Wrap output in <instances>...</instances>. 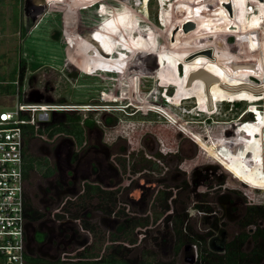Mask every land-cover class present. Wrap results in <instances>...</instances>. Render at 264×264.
Returning <instances> with one entry per match:
<instances>
[{"label": "rangeland", "instance_id": "1", "mask_svg": "<svg viewBox=\"0 0 264 264\" xmlns=\"http://www.w3.org/2000/svg\"><path fill=\"white\" fill-rule=\"evenodd\" d=\"M89 1L90 7L87 6ZM96 1L29 0L28 10L39 14L28 16V21L23 23L21 0H0V111L14 109L18 97L28 103L65 105L78 110L63 108L52 114L49 122L61 120L64 112H74L79 119H68L64 123L71 128L77 124V129L83 131L78 140L64 132L52 133V127H38L29 151L40 157L47 155L55 173L44 178L33 171L25 192L33 195V202L39 209H44L43 188L48 181L61 188L64 184L69 187L68 194L62 195L63 204L58 208L61 210L55 213H62L68 220V234L77 226L80 239L89 238V243L84 247L67 246L68 252L86 247L105 256L110 244H120L129 259L138 260L142 250H149L155 252L145 258L151 264L181 262L188 245L174 253L173 216L186 214L185 224L205 236L200 243L207 247L210 241H215L219 246L239 232L238 221L246 206L264 205V190H249L246 185L230 179L222 166L204 156L205 152L190 135L181 132L170 138L160 137L159 128H167L168 124L155 114L143 112L141 107L151 106L145 100L139 96L136 100L121 98V92L125 86L132 89L133 84L127 77L134 74L141 81L140 88L135 90L144 91L143 95L148 93V103H157L154 98L160 96L156 95L159 81L153 74L157 67L155 48L171 45L174 49L171 48L166 57L178 61L186 59L187 65L210 70V74L218 78L213 84L215 89L219 90L221 84L261 88L258 92L248 87L230 89L234 95L221 105L217 116L200 114L195 117L189 113L190 107L176 106V114L183 116L179 118L189 121V126L184 124L187 130L216 150L207 143L208 136L219 141L221 131L222 140L233 136L235 130L242 134L248 124L241 120L252 122L262 118L258 125L262 123L264 127V4L262 0H168L166 6V0H101L104 4L95 7ZM204 5H210L211 13L209 21L202 26L199 14ZM165 7L174 9L177 16L192 19L193 27L172 20L169 29L179 30L180 34L164 31L161 25ZM91 31L94 32L90 34ZM119 32L122 33L115 43ZM75 35L80 37L75 42L78 43L71 61L68 38ZM108 36L114 38L113 43ZM128 37L132 44V41L138 44L128 45ZM99 44L104 49L112 46V52L102 53ZM176 46L186 50L181 53ZM136 49L143 52L138 63L143 65L144 72L136 71L135 74ZM89 52L94 53L97 60L111 58L119 64L96 65L84 71ZM21 59L25 60L26 67L19 90L17 78ZM228 63H234L236 68L230 69ZM254 66L258 67V73H252ZM222 68L226 71L219 78ZM182 72L180 82L187 70ZM141 74L148 79L150 85L145 84L148 89L142 84ZM164 77L166 81L162 85L166 87L163 90L173 96L168 75ZM192 84L198 86L200 83L194 79L186 87L188 91L192 90ZM6 88L13 89L14 94H6ZM108 117L112 119L110 122ZM85 119L91 120L92 126H86ZM180 119L176 121L183 122ZM199 121H207L206 125L210 126L205 134L204 128L197 126ZM127 127L135 130L132 136L124 134ZM238 145L234 151L232 147V150L224 148L218 152L225 158L231 152L241 160L255 151L247 142ZM74 152L78 155L75 161L70 158L72 154L69 155ZM241 172L255 180L246 171ZM87 185L98 186L100 190L94 195L85 191ZM47 214L49 218V211ZM48 221L46 218L43 224ZM85 222L93 225L94 231L83 229ZM254 228L249 225L246 230L251 232ZM38 236L41 239L42 235ZM250 246L249 241L244 249Z\"/></svg>", "mask_w": 264, "mask_h": 264}, {"label": "trees", "instance_id": "2", "mask_svg": "<svg viewBox=\"0 0 264 264\" xmlns=\"http://www.w3.org/2000/svg\"><path fill=\"white\" fill-rule=\"evenodd\" d=\"M167 2H168V0H167ZM87 4H88L87 6L90 7L89 6L90 1L87 2ZM103 4L104 3L101 0H97L95 3V7H96V5H97V7H99L100 5H103ZM56 10L61 11L60 9H57V7H56ZM163 10H164L163 12H164L165 23L161 26L164 29V31L171 33V34L172 33L176 34L177 36H178L177 33L180 34L179 30L169 29L168 25L171 24L172 20H177L180 23L182 22L186 26L190 25V24L192 25L191 21L186 22V21H180L179 19H176L173 16L174 11L172 9L164 8ZM37 14H39V13H37ZM22 27H23L22 32L24 33L25 28H24V26H22ZM175 31H176V33H175ZM93 32L91 31L90 34ZM120 35H121V32H119L115 36V39H116V41H114L115 43H118V38ZM66 36L68 37V34H66ZM79 37L80 36L75 35L74 38H72V39L68 38L69 44H70L68 47V51H69V49H71L69 59L71 61H72V58L74 57V51H75L76 45L78 43V42L77 43H75V42L77 41V39ZM126 41H127L128 45L132 44L130 42V39L129 40L127 39ZM176 47L179 48L180 46H176ZM171 48L174 49V47H172L171 45H168V46H164V45L160 46L159 45V46H156V48H155V57L157 59V67L155 68V73H153V74H155L156 80L159 81V85H158L159 88L157 87L158 91H157V93L156 92L155 93H156V95L160 96V98H158V99H157V97L154 98L157 101V103H155V101H154V103H152V102L148 103L149 100L146 99L148 96V93L143 95L144 91L141 92L140 98L145 100L147 105H152V106L159 107V108H161V107L165 108L167 110V112L170 113L171 116H173L175 119L177 118L178 120L180 119L179 117H183V116L176 114V112H175L176 106H185V107L188 106V107H190L189 113H191L192 116H195V117H198L200 114L201 115H210V116H212V114H214L215 116H217V114H219V110L222 108L221 105L233 97V95H234L233 92H229L231 90L224 88V87H219V90H218V88L215 89V86H213V84H214V81H213L212 83H210V85L208 87V91L210 94L209 100H211V104H209V108H208V106L206 104V102H207L206 100H208V98L206 97L205 86H204V83L201 79H195L200 84L198 86H194L193 85L194 83H193L192 84L193 88L191 91H188L189 87L186 88L187 87L186 81L188 79L189 74L193 73L195 71H198L199 69H201V67H199L198 65H191V66L187 65L186 62H188V61L186 59L184 61H182V60L178 61L176 59L167 58L166 56H167V54ZM179 49H177V50H179V52L181 51V53L186 50L185 47H182V48L180 47ZM173 52L175 53V51H173ZM142 53L137 52V54H136L135 59H137V62H136L135 67H133V73H135L136 71H143L144 72V70L142 68L143 65H140L138 63V58L140 57V55H142ZM175 58H177V56ZM111 63L112 64H115V63L119 64V62L113 61V59H111V58L97 60L96 56L95 57L88 56L85 64L83 65L82 70L90 71L91 68H93L96 65L103 66V65L111 64ZM25 67H26L25 60L21 59L19 62V65H18V78H17V80L19 82L18 83L19 90L21 88L20 86H21V83H22L23 78H24ZM222 69L223 70H221V71L219 70V72H218L219 78L226 71L225 68H222ZM183 70L184 71L187 70V74H186V76H183L184 77L183 79H185V80L182 79V81L180 82L179 81L180 76H182V74L184 73V72H182ZM205 71L208 73L211 72L210 70H205ZM130 74L132 75V72ZM153 74H151L150 76H152ZM164 74L168 75L167 80L170 81V85H172V88L174 91L173 96H170L166 91L163 90V88L166 87V86L162 85V83L164 81H166ZM139 76L143 80V83H142L143 86L145 84L150 85L147 83L148 79L142 77V76H144L143 74H141ZM127 78L130 79V81L133 84L132 89L138 88V87L140 88L141 81H140V79L139 80L137 79L139 77H136L133 74V76H128ZM192 82H194V80ZM134 83H135V86H134ZM146 85H145V88L148 89L146 87ZM226 86L227 87H233V85H230V84H226ZM132 89H128V87L125 86L122 89V91H127V90H132ZM4 92L6 94H10V93L14 94L13 89L10 90V88H6ZM153 94H154V92H152L150 95L153 96ZM154 97H155V95H154ZM149 98H152V97H148V99ZM193 98H195V100H197V101L193 102V100H194ZM160 99L162 101L161 105L158 104V103H161ZM155 107L154 108L151 107V109L162 112V110H160V109L158 110ZM202 108H203V110H202ZM211 108H212V110H211ZM142 110H143V112L148 111L152 114H155L159 119L163 120V123L168 124L167 128H164V127L159 128V135L163 139L165 137L170 138V136L172 134L177 135V134L181 133V131L174 124L169 122L167 119H165L159 113H157L153 110L149 111L148 109H142ZM63 114H64V117H60L61 120H59V118L57 119L58 121L52 120L47 125H45V127L46 128L52 127L53 128L52 133L56 132V131L64 132L67 134L74 135V137H76L78 140L79 139L81 140L82 132H83L82 129H77V128H79L77 124L71 125L72 126V128H71L70 125H67L66 123H64L65 120H68V119L69 120H78L79 117L76 116L74 112L73 113L64 112ZM27 117L28 116L26 113L22 114V118L27 119ZM62 119H63V121H62ZM110 120H112V119H110L108 117L109 122H110ZM180 120H182L186 126H189L188 125L189 121H187L185 118L180 119ZM195 120H201V119L196 118ZM202 120L204 121V119H202ZM203 121H199V124L197 126H201L202 128H204V129H202V128L201 129H202V132H204V134H205L206 130H208L210 126L206 125L207 121L206 122H203ZM241 121L244 124H248L246 126L247 129H244L242 134L240 132H237V130H235L233 136H230V138L227 137V138L222 140L223 135H222V131H221V133H220L221 139L219 141L218 140H212V139H210L211 137L208 136L209 137L207 139L208 142L207 141L206 142L209 145L213 146L216 149V151H220L221 149H224V148L232 150V147H233L232 151H234V149H236V146H239L238 144L241 145V142H245V143L247 142L248 144H251L254 147L255 151L252 153L251 156L249 154L246 158L244 157L241 160L238 158L237 155H234L233 153L230 152L229 159L232 160L231 162L234 163L240 170L237 169L236 167H234L233 165H231L229 162H227V163L229 164V167L231 169H233L242 178H244L246 180H252V179L247 178L241 172V170L243 172L246 171L248 174H250L251 178L257 180L256 182L264 183V182H262V181H264V172H263L264 142L262 140L264 127H263L262 123L258 125V122H261L262 118H259L258 121L253 120L252 122H250V121L246 122L244 120H241ZM84 124H86V126L89 127V126H92L93 122L89 119H85ZM179 124L183 126V124H181V123H179ZM228 124H229V122H227V124H226L227 127H228ZM21 127H22V132H23V145H24L23 146V149H24V153H23L24 154V171L23 172H24V177H25L26 182L28 181V179L30 177V173H32L33 171L40 174L44 178L51 177L55 173V168L53 167V165L51 163H49L48 159L46 157H40V156L31 154L29 151L30 141L36 137L35 136L36 131L34 129V126L29 124V123H24L21 125ZM124 130H125L124 134H126L128 136H132V133H134V131H135V130H131L129 127L125 128ZM170 131L172 132L171 134H170ZM187 131H189V130H187ZM40 132H42V131H40ZM190 134H191V132H190ZM197 134H199V133H197ZM191 137L194 138L195 140H197L198 143L206 146L208 150H213L210 146H208L201 139H198L195 136V134L192 135ZM209 141H210V143H209ZM165 146H166V144L163 145V147H165ZM203 154L207 158L211 159L206 153H203ZM254 170H260V172L261 171L262 172L258 174L256 172H254ZM230 179H233L236 183H241L242 185L245 186V184H243L242 182H240L239 180H237L236 178H234L231 175H230ZM246 187H248V186H246ZM248 188H249V190L258 191L257 189H253L251 187H248ZM86 190H88L89 193H92L95 195L96 191L100 190V188L98 186L87 185V189L85 187V191ZM61 207H62V205H61ZM61 207L57 211L61 210ZM24 215L26 217L27 222H30V223H37V222L41 221L46 216V212H44L42 209H39L35 205V203L33 202V195L32 196L28 195V193H25ZM54 215L58 219L64 217V215L62 213H60V214L55 213ZM261 220L264 221V205L254 204V205L246 206L244 215L238 221L239 232H237V234L233 235V237L230 238L228 241L220 242L219 245L222 246V250H221V252H218L215 250H209L203 243H200L201 241H204L205 236L201 235L199 233H196L195 231H193L191 229L190 225L185 224L187 221L186 214H176L175 216L172 217V221H171L173 224L174 232H175V240L173 242L174 253H178L185 246H187L191 243H196L199 246V261L201 263H204V264H258V263L264 262V223L259 224V221H261ZM249 225L255 226L254 230L251 232L246 230L247 226H249ZM82 226H83V229H85V230L94 231L93 225H88V223H86V222L83 223ZM119 230L121 231L120 232V234H121L123 232L122 228L119 227ZM115 236L117 237L119 235L117 234ZM221 241H222V239H221ZM249 241L251 243V246L249 249L246 250V249H244V246ZM125 251L126 250L123 251V249H121L120 244H113V245L110 244L109 248L107 250L108 253H106L105 256L102 254L101 255L97 254V253L93 252L92 250L87 249L85 247L84 249H79V250L75 251V254L72 255V257L76 258L75 261H79L82 263H89V264L102 263V262H106L109 264H151V261H148V260L146 261L145 258H149L147 256L154 255V253H155V252L149 251V250H142L141 251V257L138 258V260H137V258H135V259L126 258L125 257Z\"/></svg>", "mask_w": 264, "mask_h": 264}, {"label": "built area", "instance_id": "3", "mask_svg": "<svg viewBox=\"0 0 264 264\" xmlns=\"http://www.w3.org/2000/svg\"><path fill=\"white\" fill-rule=\"evenodd\" d=\"M63 108L67 111L78 110L60 104L28 103L18 97L14 109L0 111V264H89L75 261L76 258L72 255L77 250L58 251L55 253V260L42 258L34 247L33 256L27 253L26 225L29 222L24 215L26 180L23 172L24 145L21 125L29 123L36 131L38 127L48 124L52 114L62 111ZM23 113L27 114V119L22 118ZM210 242L207 246L209 250L221 252L222 246L216 245L215 241ZM187 247L188 249H184L182 261L174 264H204L199 261V246L191 243ZM190 257L193 258V263L186 262Z\"/></svg>", "mask_w": 264, "mask_h": 264}, {"label": "flooded vegetation", "instance_id": "4", "mask_svg": "<svg viewBox=\"0 0 264 264\" xmlns=\"http://www.w3.org/2000/svg\"><path fill=\"white\" fill-rule=\"evenodd\" d=\"M57 1L62 2L63 0H61V1L60 0H57ZM65 1H68V0H65ZM195 1H197V0H195ZM166 2H167V0H166ZM166 2H165V4H166ZM84 6H85V4H84ZM166 6H167V4H166ZM172 10L175 12L174 9H172ZM34 13L35 12H33V11H29L28 12V8H27V11L25 12L23 10V0H21V19H22L23 23L24 22L26 23V21H28V16L38 15V14H34ZM210 13H211V7H210V5H204V7L200 10L199 22L201 23L202 26L204 25V23H207L209 21ZM173 16L176 19H179L180 21H186V22L187 21H191V22H193L192 19H185L182 16H177L176 13H173ZM163 22L165 23V20H163ZM126 36H128V35H126ZM108 37L110 39H112V37H110V36H108ZM92 39L95 42H97L94 38H92ZM113 39L111 41L112 43H113ZM128 40H129V37H128ZM132 42H133V44H135V46L138 44L137 41H132ZM98 46H99L100 50L102 51V53H106L107 55L109 53H111L112 50H113V49L111 50V47L112 46H106V49H104V47H103L102 44H99ZM134 52H135V54H137V52L142 53L141 50H137V51H134ZM89 53H90L89 56L95 57L94 53H92V52H89ZM156 62H157V59H156ZM135 89H138V88H133L132 90H127V91H137ZM138 92H139V97H140L141 96V91H138ZM131 99L136 100L137 98H131ZM161 109H163V110H165L167 112V110L165 108H162L161 107ZM160 113H162V112H160ZM162 114H164V113H162ZM168 114H167L168 117L171 116L170 113H168ZM171 117H173V116H171ZM257 121H258V119H257ZM179 123L183 124V126H184V123L183 122H179ZM199 145L201 147H203L204 149H206L210 153V155H213V157H215L220 163H222V165H224L225 167H227L229 169L227 171H231L229 173H231V174L234 173L240 179H242V181H244L245 184L251 185L254 188H256L257 190H264V183L256 182V180H246V179L242 178L240 175H238L233 169H231L229 167V164L227 162H229L231 165H233L237 169H238V167L234 163L231 162V160L229 159V157L228 158H225L218 151H216L214 149L213 150H208L206 146H204V145H202L200 143H199ZM71 154H72V156L70 157L71 160L75 161V159H77V157H78L77 153L74 152V153H70L69 155H71ZM210 155L208 154V156L211 159H213ZM45 157H47V155ZM213 161H215V160L213 159ZM118 162H121V161L118 160ZM222 168L224 169V167H222ZM234 177L236 178V176H234ZM63 186L64 187L61 188L59 185L54 184V183H51L50 181H48L46 183L45 188H43V190L45 192V194L43 196V200H44V197H45V202H46V204H45L46 206H43V208H44L43 211L46 212V217H44L41 221H39L37 223H30L29 222L26 225V231H27L28 240L30 241V243L33 246H35V248L37 250L40 249L41 252H43L44 254H46L48 257H55V253H57L58 251H61V250H66L67 246L84 247V246H86L89 243V238L80 239L79 230L76 228L77 226H75V227L72 228L71 234H68L67 229H66L67 228L66 225L68 223V220L65 219V217H62V218H59L58 219L54 215L55 212L58 210L59 206L62 204V202H61L62 195L63 194H68V191H69V187L66 184H64ZM74 187H76V185H74ZM77 187H78V185H77ZM55 208H57V209H55ZM52 210H54V211H52ZM48 211H49V215H51L49 218L47 217L48 216V214H47ZM46 218H47V220L49 219V221L47 223L43 224V222H44V220ZM33 229H35V230H33ZM69 229H70V227H69ZM30 232H32V233L30 234ZM38 234H41L42 235L41 239L39 238L40 236H38Z\"/></svg>", "mask_w": 264, "mask_h": 264}, {"label": "water", "instance_id": "5", "mask_svg": "<svg viewBox=\"0 0 264 264\" xmlns=\"http://www.w3.org/2000/svg\"><path fill=\"white\" fill-rule=\"evenodd\" d=\"M28 1L29 0H23V10L25 12L27 11V8H28ZM28 12H29V10H28ZM35 13L37 14L38 12H35ZM191 26L192 25H190V27ZM209 54H211V52H209ZM237 64L238 63H235V65H237ZM240 64L243 65L242 63H240ZM245 64L247 65V63H245ZM228 65L231 67L230 69L236 68V66H234V63H231V64L228 63ZM251 69H253V70H251V71H253L252 73H255V72L258 73V67L257 66H254ZM194 79H201L203 81L204 86H205L206 97L208 98L207 104L209 106V104H211V100H209L210 99V97H209L210 94H209V91H208V87H209L210 83H212L213 81H218V78L216 76H214V75H212V74L204 71V70L199 69L198 71H195V72L189 74L188 79L186 81V85L189 86ZM221 85H222V87L227 88V89H231V90L242 89L243 87H248V89L253 90L254 92H258V91L261 90V88L254 89V88H252L250 86H246V85L233 86V87H227L224 84H221ZM136 96H139L138 95V92L136 93ZM136 98H138V97H136ZM263 140H264V134H263ZM186 249H188V247H186ZM37 251L39 252V254H40V256L42 258H46L47 257V258H49L51 260H55L56 259L55 257H48L46 254H44L43 252H41L40 249L37 250ZM27 253L30 256H33L34 255V248L31 246V243H30L29 240L27 242ZM186 262L193 263V258L192 257L187 258L186 259Z\"/></svg>", "mask_w": 264, "mask_h": 264}, {"label": "bare ground", "instance_id": "6", "mask_svg": "<svg viewBox=\"0 0 264 264\" xmlns=\"http://www.w3.org/2000/svg\"><path fill=\"white\" fill-rule=\"evenodd\" d=\"M263 1V4H264V0H262ZM136 93H137V91H122L121 92V98H136V97H138V96H136ZM138 95H139V92H138ZM152 106V105H151ZM151 106H148L149 108H148V110H153V111H155V112H157V113H159L160 115H162L165 119H167L169 122H171L172 124H174L183 134H185L186 136H189V137H191L192 135H194L193 133H191L190 134V132L189 131H187V129L185 128V126H182V125H180L174 118H172L171 116H167V112L165 111V110H163V109H161V108H159V107H155L156 109H160V110H162V112L164 113V114H162V113H160V112H158V111H156V110H154V109H151ZM138 108H140L139 106H137ZM154 107H152V108H154ZM141 109H146L145 107H141ZM169 115V114H168ZM194 137V136H193ZM200 148L204 151V152H206L207 154H209L210 155V153L206 150V149H204L203 147H201L200 146ZM219 165H221L222 167H224V169L227 171V170H229L227 167H225L224 165H222V163H220L215 157H213V155H210ZM228 173L229 172H231V171H227ZM229 174H231V173H229ZM231 175H234V176H236V178H237V180L239 179L241 182H243L244 184H245V182L244 181H242V179H240L237 175H235L234 173H232ZM235 178V177H234ZM246 186H248V187H251V188H253V189H256V188H254L253 186H251V185H247V184H245Z\"/></svg>", "mask_w": 264, "mask_h": 264}, {"label": "clouds", "instance_id": "7", "mask_svg": "<svg viewBox=\"0 0 264 264\" xmlns=\"http://www.w3.org/2000/svg\"><path fill=\"white\" fill-rule=\"evenodd\" d=\"M90 108V107H89ZM198 138V137H197ZM192 139V138H191ZM198 139H200V138H198ZM197 141V140H196ZM197 144H199V143H197ZM200 146V145H199Z\"/></svg>", "mask_w": 264, "mask_h": 264}]
</instances>
